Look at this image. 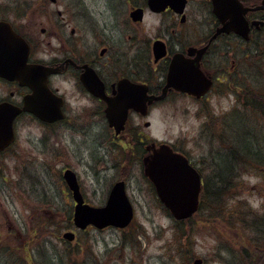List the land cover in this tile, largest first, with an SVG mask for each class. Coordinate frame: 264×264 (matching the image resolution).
I'll return each instance as SVG.
<instances>
[{
	"label": "rangeland",
	"instance_id": "rangeland-1",
	"mask_svg": "<svg viewBox=\"0 0 264 264\" xmlns=\"http://www.w3.org/2000/svg\"><path fill=\"white\" fill-rule=\"evenodd\" d=\"M81 5L89 19L103 20V0H58L57 6L38 0H0V18L17 22L24 33L37 34L55 21L82 24ZM57 10L62 11L61 16ZM49 11L56 12L54 19L48 16ZM261 53L245 63V85L233 78L236 81L231 91L213 94L207 106L181 101L153 111L149 118L153 139L186 152L190 160L199 163L204 178L214 182L212 154L218 156L219 147L215 137L223 122L241 113L260 128L263 141L259 146L264 152V111L256 109L253 115L246 106L247 90L259 85L264 91V48ZM235 87L241 90L235 91ZM73 111L79 113L77 118L72 113L68 122L54 129L43 130L28 120L19 122V142L0 154V264H192L197 258L205 264H226V260H233L229 250L240 249L246 238L237 234L244 225L242 218L248 224L253 213H264V160L262 165L247 160L232 178L234 191L220 189L225 204L220 215H215L218 219L203 209L190 220H175L137 173L140 179L132 182L128 192L135 209L132 224L123 230L92 227L79 231L73 223L74 203L61 171L67 167L77 174L82 191L84 187L95 207L104 206L103 199L119 174L112 162L101 164L99 170L91 168L93 158H99L93 156L95 150L100 152L99 144L94 139L86 143L92 138L83 135V112ZM53 130L55 136L45 135ZM238 207L242 211L237 223L226 224L230 211ZM221 215L226 219H220ZM69 231L77 233L73 242L63 239ZM245 233L251 236V231Z\"/></svg>",
	"mask_w": 264,
	"mask_h": 264
},
{
	"label": "flooded vegetation",
	"instance_id": "flooded-vegetation-1",
	"mask_svg": "<svg viewBox=\"0 0 264 264\" xmlns=\"http://www.w3.org/2000/svg\"><path fill=\"white\" fill-rule=\"evenodd\" d=\"M38 1L58 5V0ZM103 4L106 9L100 13L101 21L89 19L81 5L82 24L55 21L37 34L24 33L17 22L0 18V24H11L29 44V63L48 69L50 117L62 115L45 121L24 111L34 91L0 77V103L23 110L14 122L16 140L5 152L19 142V122L28 120L43 130L54 129L68 122L72 113L77 118L79 113L73 109H79L83 135L92 138L86 143L94 139L99 144L100 152L93 153L99 158H93L91 168L99 170L101 164L112 162L119 174L104 205L117 184L123 185L133 205L128 195L132 182L140 179L139 173L154 189L145 160L166 143L153 139L149 120L153 111L181 101L204 107L213 94L231 91L233 78L244 81L245 63L261 55L264 48V0H103ZM47 14L54 19L56 12ZM57 15L62 11L57 10ZM234 24L241 25L240 32ZM182 81L199 90L208 89L201 96L184 92L179 88ZM70 92L75 95L69 96ZM54 131L45 135L55 136ZM190 161L200 172L199 163ZM69 169L61 171L63 179ZM77 180L79 183L78 176ZM67 187L75 204L74 193ZM79 187L84 203L92 205L80 183Z\"/></svg>",
	"mask_w": 264,
	"mask_h": 264
},
{
	"label": "water",
	"instance_id": "water-1",
	"mask_svg": "<svg viewBox=\"0 0 264 264\" xmlns=\"http://www.w3.org/2000/svg\"><path fill=\"white\" fill-rule=\"evenodd\" d=\"M234 28L240 32L241 25L234 24ZM29 53V45L13 30L11 24H0V77L11 82L17 81L21 86L34 91V96L27 100L24 111H31L45 121L60 119L62 115L59 114L50 117V99L46 84L48 69L41 65L29 64ZM179 88L201 96L208 86L199 90L191 82L182 81ZM22 111L10 103L0 104V152L15 141L14 121ZM145 166L146 175L154 184L160 201L176 220L190 219L199 211L202 179L187 157L174 152L169 145L162 144L147 157ZM64 178L77 203L74 212L76 228L85 230L93 225L100 230L107 227L124 229L130 225L134 210L122 184L113 188L106 206L93 207L84 203L76 174L68 170ZM63 237L73 241L75 233L67 232ZM192 264H204V260L197 258Z\"/></svg>",
	"mask_w": 264,
	"mask_h": 264
},
{
	"label": "trees",
	"instance_id": "trees-1",
	"mask_svg": "<svg viewBox=\"0 0 264 264\" xmlns=\"http://www.w3.org/2000/svg\"><path fill=\"white\" fill-rule=\"evenodd\" d=\"M239 84L245 85L246 82L243 81ZM238 90H241V87ZM262 90L260 91L259 85L254 90H247L246 106L253 115L256 109L264 111V91ZM240 97L242 98V96ZM259 129L254 121L247 120L241 113L231 116L228 121L222 123V131L217 132L219 134L215 137L219 141L218 156L215 157L212 154L214 159L212 165L214 169L212 168V170L216 180L213 182L204 178L200 211L195 216L204 209V211L212 212L213 217L217 218L215 215H220V211L223 210L222 206L225 204V197L219 194L220 189L224 192V190L228 191L227 187H229L231 191H234L232 178L243 170L247 160L262 165L264 152L259 144L263 141V137L260 135ZM256 143L258 147H255ZM216 183L219 184L218 188L215 186ZM212 193L214 198H211ZM214 200L215 202H213ZM241 211V207H238L230 211L228 219L223 218V214L220 219H226L224 220L226 224H236L241 217ZM242 220L244 225L241 224L242 227L237 231V234L243 233L246 238L240 249L229 250L233 256V260H231L233 262L226 260V264H264V213H253V219L248 224L245 217ZM246 230L251 231L250 237L245 233Z\"/></svg>",
	"mask_w": 264,
	"mask_h": 264
}]
</instances>
